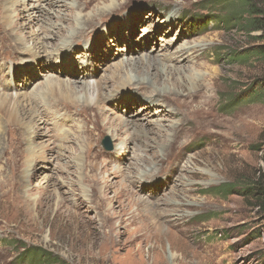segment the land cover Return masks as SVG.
Returning <instances> with one entry per match:
<instances>
[{
	"label": "rangeland",
	"instance_id": "rangeland-1",
	"mask_svg": "<svg viewBox=\"0 0 264 264\" xmlns=\"http://www.w3.org/2000/svg\"><path fill=\"white\" fill-rule=\"evenodd\" d=\"M49 1L38 2L45 7ZM62 1L71 3L70 6L83 3L82 0H75L76 3ZM205 1L209 0H101L97 7L82 12V15H79L80 6H76L70 10L75 18L70 21L81 19L83 15L112 2L118 3L111 13L93 21L91 29H87L89 25L76 28L74 34L77 38L69 47L59 39L44 38L47 30H43L39 35L45 43H50L47 50L53 49L54 53L57 50L60 56L70 52L74 63L69 71L80 73L72 75V71L65 73L58 70L60 59L53 53L52 62L48 59L47 67L36 76L30 75L25 84L19 79V65L31 56L22 52L20 55L14 46H23L16 43V36L6 30L5 33L6 26L0 19V93L13 95L14 98L21 95L25 99L23 102L29 105L27 108L40 110L43 120L39 131L47 135L38 138L36 143L55 149L54 155L59 151L65 153L62 158L58 155L51 162L39 161L37 167L43 165L46 170L38 171L36 176L27 180L24 175L32 166L29 167L28 154L20 158L18 154L21 151L18 153L19 149L15 151L12 148L16 139L14 130L9 128L6 137L1 140L5 148L0 150V264H264V214L257 207L255 196H247L243 190L249 181H255L257 173L263 168L264 88L259 84L264 76V62L258 57L240 60L239 57L254 45L239 27L228 28L222 20L223 27H212L210 24L206 30L198 29V19L203 18L201 15H209V12L200 10L207 5ZM257 1L262 2L264 8V0ZM31 3L37 4L26 1V4ZM157 3L165 5L161 10L170 11L172 7L173 10L171 13L161 12ZM213 10L218 11V8ZM53 21H56L58 29L61 24L71 23L62 20V17H55ZM37 29L35 25L27 30L32 34L36 31L37 35ZM66 29L63 28L60 34L65 32L66 41H70L74 34L67 36ZM25 36L33 41L31 34ZM17 38H20L19 35ZM130 39L133 43L129 44ZM89 45L91 49L87 51ZM181 46H195L196 58L174 68L167 58ZM108 52L109 56L101 63L93 62L95 60L90 57L93 53L103 56ZM113 52L116 55L111 56ZM48 53H43L45 59L50 56ZM144 55H150L161 63L166 62L169 66L166 71L171 78L169 81L164 78L159 82L151 81L150 93L155 90L165 92L168 95L165 98L178 110L189 107L184 111L189 118L184 120L189 121L184 124L186 128L180 129L186 130L187 134L184 137L179 134L180 131L176 132L177 137L183 140L174 142L166 157H158L159 146L165 142L161 141L159 129L167 130L175 123L174 115L165 112L162 105L144 110L150 99H142V92L136 83L123 89L124 97L132 99L128 107L116 105V100L121 98L118 95L114 97L115 105L104 101L109 113L103 116V120L97 110L84 108L87 88L84 86L86 80L82 79L84 68H94L89 72L97 82L103 76H110L120 62L128 64L127 69L131 73L133 61H138L141 65L135 72L140 79L137 84L146 83L142 80L146 74ZM192 72L207 74L196 84V88L185 80L175 83L178 75ZM15 76L19 87L1 84L4 81L5 84L10 83ZM56 76L61 79L72 76L80 82L76 86L80 91L71 95L77 100L79 108L71 102L66 103L67 107L59 108L58 101H54L53 97L48 102L33 100L32 104L27 100L38 88L44 94L41 85L48 80L58 81ZM113 85L109 89L115 91ZM180 92L189 96L180 95ZM193 97L195 99H191ZM160 108L162 112H159ZM0 115L3 116L1 112ZM96 115L98 121L95 125L91 120ZM127 117L153 130L150 137L155 138L153 142H160L159 145L150 143L142 147L143 154L150 157L138 166L134 165L137 151L132 144L121 159L113 155L123 139L131 138L133 132L122 135L119 132L122 138L115 139L107 130L119 127L122 119ZM86 119L90 120L88 125ZM190 119H194V123ZM83 124L89 127L90 134L77 128ZM58 129H62L61 133ZM61 135L80 136L83 146L79 149L75 143H62L57 139ZM52 139L57 140L56 143ZM186 139V144L180 147ZM105 143L109 144L108 148ZM56 144L61 147L54 148ZM23 147L28 150L27 141ZM73 150L83 155L92 151L91 162L100 172L90 167V163L81 161L84 166L76 173L79 165L74 163V158L71 160V155L75 157L71 152ZM47 153L50 156L51 153ZM172 161L178 168L173 173L176 179L166 182L165 188L154 190V187L145 188L142 183L137 187L129 184L128 172L134 174L131 176L133 183L140 167L156 162L159 171ZM123 169L125 174L115 173ZM154 172L149 182L166 180L165 174ZM48 176H53L55 180L46 182ZM77 182H81L86 192L72 191L78 189ZM76 199L85 202L81 211ZM164 201L169 202L165 211L156 208L149 218L144 212L142 217L139 215L141 203L142 207L148 204L161 207L165 205ZM170 251L178 255L171 259L167 255ZM31 252L34 257L29 259Z\"/></svg>",
	"mask_w": 264,
	"mask_h": 264
},
{
	"label": "bare ground",
	"instance_id": "bare-ground-1",
	"mask_svg": "<svg viewBox=\"0 0 264 264\" xmlns=\"http://www.w3.org/2000/svg\"><path fill=\"white\" fill-rule=\"evenodd\" d=\"M26 1L37 2V4L36 3L26 4ZM38 1L39 0H0V19L3 21L4 25L6 26L4 31L6 30L8 34L13 35L14 37L16 36V38H15L16 43L23 46V47H20V46H17L16 44L14 46L18 49V51H20V55L22 52L24 54L27 53L29 56H31L27 60H24L25 62L23 64L19 65V67H21V72H19V79H21L22 80L21 82H23L24 84L29 81L28 77L30 75L36 76V74H39V72L42 71L44 69V67H47L46 61L48 59H49V62H52V59H51L52 56L51 55H53L54 50L53 49H52V51L47 50V48L50 46V43H45L44 38L49 36L48 38L51 40L59 39V42L63 43V45L65 44V45H67V47H69L70 44H72L73 41H75L77 38L75 36L76 33L74 34L76 28H79L82 25H85V26L89 25V27H87V29H91L93 21L97 20L102 15L111 13L112 10L118 6L117 2H112L111 4H109L105 7H102L95 12H91V14L83 15V18H81V19H78L76 21H74V20L70 21L71 19H75L73 17V13L70 11L72 8H74L76 6H80L79 9L81 12L79 13V15H82V12L87 11L92 7H95V6L97 7V4L101 0H82L83 1L82 4L79 5V3H77V4H73L72 6H70L71 3L65 4L66 1L64 3H62L63 2L62 0H51L46 4L45 7H43V5H41ZM72 1L74 3L77 2V1L75 2V0H72ZM105 1H107V0H103V2H105ZM19 6H21V8H19ZM54 7H57V8H54ZM61 7H64L66 9L62 10ZM55 17H58V18L62 17V20L64 19L67 21V23H68V21L71 23L65 24L66 26L64 24H61V26H59V29H58V28H56L57 27L56 21L55 22L53 21V19ZM172 19L175 20L174 18H172ZM72 23H74V25H72ZM35 25L38 26L37 35H36V31H35V34H32V33H30L31 31L29 32L27 30V29H30L32 27L34 28ZM63 28H65V29L67 28L66 29V32H67L66 34H68L67 36L74 34L71 37L70 41H66L65 32H62L60 34V31H63ZM84 29L85 28L82 29V31H81L82 33H83ZM43 30H47L45 35H44V38L41 37V35H39L43 32ZM55 30H56V32H55ZM6 31H5V33H6ZM25 34H31L30 39H32L33 41L32 42L29 41V38L26 37ZM18 35L20 38H17ZM51 36H52V38H51ZM114 38L116 40H118V37H114ZM130 43H133L131 39L129 41V44ZM64 47H66V46H64ZM90 49H91V46L89 45L87 47V51ZM131 49L132 48L130 47V50ZM195 49H196L195 46L194 47L181 46V47L177 48V51L173 55L169 56L167 58V60L173 64L174 68H176V65L178 67L185 65L186 61L191 62L194 58H196V54L194 52ZM65 50H66V48L62 49V51H65ZM45 51L49 52L48 55H50L46 59H45V56L43 55V53ZM56 51L57 50H55L54 57H56V58L58 57L57 59H60V61H58V64H59L58 67H60L58 70H62L65 73H67V71L68 72L72 71V73H71L72 75L75 73H80L77 71L75 72L73 70L69 71L70 67L74 63L73 58H70V56H69L70 52L68 53V55H65V56L61 55L60 56L59 54L57 55ZM90 54H91V52L89 53V55ZM114 55H116L114 52L111 53V56H114ZM108 56H109V52L107 54H103V56L101 55V53H99L97 55L93 53L92 56H90V57H92L93 60H95V61H93V60H91V61H93L95 63L96 62L101 63L103 61V59H105ZM99 58H100V60H99ZM143 58H144L143 59V62H144L143 68L146 70V74H144V77L142 78V80L145 81L146 83L142 82V83L137 84L140 81V79H138V76H136L135 72H138L139 65H141V62H138V61H133L134 64L131 65L132 66L131 67V73L128 72V69H127L128 64H125L124 62H120L119 64H116L117 68H116V70L111 72L112 74L110 76H103L104 78H102L101 80H99L97 82H95L92 79L93 75L90 74V72H89L90 70L89 71L88 70L83 71L82 79L86 80V82H84L85 83L84 86H87L86 92H85V101H84V102H86L85 103L86 105L84 108L87 110H97V112H99V115H101V118L103 120L104 119L103 116L106 115V113H109L108 112L109 110L103 104V103H106L104 101L108 100L109 103H112L113 105H115L114 104V97L116 95H118L121 98H118L116 100V105H119V107L121 105L128 107L130 105L129 103H131L130 100H132V99L125 98L124 94L122 92H123L124 88L130 87L132 84L136 83V87L138 89H140V91L142 92V99H144V98L150 99L147 102L148 104H146L144 110L148 107L162 105L165 112L168 111L169 113H172L174 115V120H176L175 123H172L169 127H167L166 128L167 130H163L162 127H160V129H159L160 132L162 133L161 141L163 140V142L164 141L165 142L161 143V145L159 146V148H161V150H159V153H158L159 156L158 157H160L162 155H165L164 157H166L168 155L169 151L171 150L172 146L174 145V142L176 143V141L180 142L181 140H183V139H179L180 136L177 137L176 132L178 133L181 128H186V127H184V124L187 123L189 120L185 121L184 119L185 118L189 119V118L186 116L184 111L187 110L189 107H186L187 109H185V110H178L177 107L174 106L170 100L165 98L168 96L167 94H165V92H161V91L159 92V91L155 90L153 93H150V90H151L150 86L153 85L151 83L156 82V81L159 82V81L164 80V79L169 81L171 79L169 73L166 71L167 67H169V66L167 65L166 62H164V63L158 62V60H156L155 58H152L150 55H144ZM57 59H55L54 61H56ZM94 65H96V64H94ZM178 67H177V69H178ZM153 69H155V72H151V70H153ZM25 70H27V71L25 72ZM206 75H207L206 73L197 75L195 72H192L190 74H184L181 76L178 75L179 78H177V81H175V83L178 84L179 80L182 82L185 80L186 82L192 83L193 88H196V84L198 82L204 80L206 78ZM32 78H34V77H32ZM56 78H58V81H56V80L55 81L54 80L49 81L48 80L47 82H45L41 85L44 89L43 90L44 94H41L38 91V89H39L38 88L36 91H33L29 95L31 99H29V98L27 99L28 96H26V99L28 101H30L32 104L33 100L36 102H38L40 100H47V102H48L50 99H52L51 97H53V98H55L54 101H56V102L58 101L57 107H59V108L67 107L66 103L69 104L70 102L74 103V106L79 105V104H77V100L75 98H73L71 95H72V93L78 92L79 89L76 86H77V83L79 84L80 82L72 76H70V77L68 76L66 79H61V78H59V76L58 77L56 76ZM15 79H16V76H15V78H12V81L10 83L5 84V81H4L1 84H3V86L11 85V87H14L17 85V87H19L20 84H17L16 83L17 80L15 81ZM37 80H39V79H37ZM112 84H114L113 88L115 91L110 90ZM108 89L110 90V92L107 93ZM162 93H164V94H162ZM179 94L183 95V96H189L188 93L184 94V93L180 92ZM161 95H163L164 97ZM193 95H196V94H193ZM20 96L17 98H14L13 95H11V96L2 95L0 93V112L3 115L2 117H0V150L5 148V146L2 145L1 140L6 137L7 130L9 128H12L14 130V133H15L14 137L16 138V139H14V144H13L12 148L15 149V151H16V149H19L18 153L21 151V153L18 154V156L20 158H22L23 155L25 156L26 154H28V158L30 160L29 167L31 168V166H32V168L29 169V171L26 173V176L24 175V178L29 180V178L36 176L38 171L43 170V169L46 170V168H43V167H45L43 165L37 167V164L39 161L40 162L44 161L45 163L51 162L58 155H61V158H62L63 155H65V153H64V151H59V152H56L57 155H54L53 152L55 149L46 148L45 147L46 145L43 143H40V144L36 143V140L38 138H40L43 135L44 136L47 135V134L40 133V131H39L41 129L40 124H41V119L43 120V116H42L40 110H35L34 107L33 108H27V107H29V105L26 104L25 102H23V101H25V99L23 97H20ZM191 99H195V98L193 97ZM134 100H137V99H134ZM161 101H164V103H161ZM62 102H65V103H63L64 105L62 104ZM34 105H36V104H34ZM43 108L45 109L44 106H43ZM76 108H79V107L77 106ZM67 111L70 112L71 110L67 108ZM159 112H162V108L159 109ZM78 115L82 116L80 114H78ZM83 115H85V114L83 113ZM97 116L98 115H96L94 117V119L91 120L94 122L95 125L98 121ZM73 118H75V117H73ZM177 118H178V120H177ZM190 120H193L192 123H194V119H190ZM136 122L137 121H135L134 118L128 119V117H127V118L122 119V121L119 123V127L116 126L113 129L110 128L111 130L110 129H107V130H109L112 133V136H114L115 139L122 138V136L121 137L119 136V132L121 133V135L126 134L129 131L133 132L132 133L133 135H131L132 136L131 138L123 139L124 142L121 143V145H118V148L115 150V152H113V155H115L117 159H121L122 157H124L127 154L128 149L130 148L129 145L132 144L134 146L135 150L137 151V153L134 155V160H135L134 165L138 166L139 164L141 165L142 161H146V160H148V157H150V156L143 154L142 147L147 146L150 143H153V146L159 145L160 142L159 141L157 143L153 142L155 140V138L153 139L152 137H150V132H153V130L146 129V127H145L146 125L141 124V122H140V124H138ZM89 123H90V120L86 119V125H88ZM23 128L25 129L24 131H23ZM77 128L78 129L81 128V129H83V132L84 131L89 132L88 134H90L91 130L89 129V127L86 128V126L84 124H83V126L80 125ZM57 131H58V133H61L62 129H58ZM162 131H164V133ZM179 134H182L185 137L187 132H186V130H181L179 132ZM58 135H60V134H58ZM79 137L80 136L74 137V136H62L61 135L60 137L57 136V139L60 140L62 143H64V142L75 143V144H77V146L80 149L83 146L82 145L83 143L80 141V140H82V137L81 138H79ZM41 138H44V137H41ZM52 140H53L52 141L53 143H56V141H57L55 139H52ZM26 141L28 144V150L23 149L24 148L23 147L24 142H26ZM186 142H187V139L182 143V145L180 147L184 146L186 144ZM61 145H57V146L54 145V148L61 147ZM85 146L86 145H84V147ZM45 150L47 152L51 153L50 156H48V153L46 154ZM42 151H43V153H42ZM140 151L142 153H138ZM71 152H72V154L75 155V157H72V155H71V160L74 158V163L79 165L78 167H76V173H78V171L82 170L85 162L90 163L91 164L90 167H93L95 170H97V172H100V169L98 167H96V165H94L93 162H91L93 160V156H94V153H91L92 151H90V152L86 151L87 153H85V155L78 154L77 153L78 151L75 152L74 150ZM86 154H89V156H87ZM179 154H181V153H179ZM65 158H67V156H65ZM72 161H69V162L73 163ZM81 161L84 163H82ZM174 162L175 161H172L171 163H167V165H165V167H163V170L160 169L159 171H158V169H156V166L158 164L156 162L148 164L145 168L140 167L138 169V174L136 176V179H134L135 181L133 183H132V177L131 176L134 174L130 171L127 173L129 184L131 186L134 185V187H137V185L142 183V184H145V186H144L145 188H149V189L152 188L153 189V187H154V190H158V188L161 190V189L166 187L165 186L166 182L174 181L176 179V177L174 176L173 173H175L178 170V168L175 167V165L173 164ZM71 167H73V165H71ZM127 168L130 169L129 166ZM143 169H145V170H143ZM154 171H156V172L158 171L157 173H159V174H165L166 180H164V182L159 181L156 183L149 182V180L151 178H153L152 176H154V173H155ZM115 173L119 175L120 173L125 174L126 172H125V169H123V170H118ZM138 178L139 179L141 178L140 181L139 180L137 181ZM46 179H47L46 182H48L50 180H55L53 176H48V177H46ZM73 185H75L74 181H73ZM160 185H162L163 187H160ZM77 186H78V189H72V191L76 192L77 190H80V194H82L83 191L86 192V189L81 184V182H77ZM82 189H84V190H82ZM76 200H77V207L81 211V209H82L81 207H82V205H84L85 202L81 201L80 199H76ZM143 200L147 201L145 198H143ZM164 203H165V205H163L161 207L159 205H156L157 207H155L152 204H150V205L148 204L147 206L142 207V203H141L140 204L141 208H139V215L142 217L141 213L144 212L146 214V218H149V216L153 214V211L156 208L158 209V211L160 209L165 211L166 208L168 207L167 203H169V202L164 201ZM163 217L166 218L168 216H163ZM167 255H169V257L171 259H173L178 254L173 252V251H170V254L167 253Z\"/></svg>",
	"mask_w": 264,
	"mask_h": 264
},
{
	"label": "trees",
	"instance_id": "trees-1",
	"mask_svg": "<svg viewBox=\"0 0 264 264\" xmlns=\"http://www.w3.org/2000/svg\"><path fill=\"white\" fill-rule=\"evenodd\" d=\"M207 4L211 5L212 9L214 7L218 8V11L214 10L215 20L218 24H221L220 22L224 20L222 22H224L228 28L233 26L239 27L245 32L250 42L254 45L251 49H248L239 57L240 60L248 61L252 57H258L262 62H264L263 3L257 0H209ZM258 32L260 34L254 35V33ZM259 85L264 88V76ZM261 142L264 144V132L261 133ZM262 160V170L257 173V176L254 179L255 181H249L248 185L243 187V190L247 196H255L257 207L260 212L264 214V156ZM226 187L227 189L230 188L229 185ZM32 256L34 257L31 252V254L28 255L29 259L32 258ZM39 256L41 255H38V257Z\"/></svg>",
	"mask_w": 264,
	"mask_h": 264
},
{
	"label": "clouds",
	"instance_id": "clouds-1",
	"mask_svg": "<svg viewBox=\"0 0 264 264\" xmlns=\"http://www.w3.org/2000/svg\"><path fill=\"white\" fill-rule=\"evenodd\" d=\"M205 3V5L207 4V2L205 1L204 2ZM157 5H158V9H160L161 7H163V6H165L164 4L162 5V3H157ZM166 6H171V5H166ZM210 6L211 5H206V6H204V7H202V8H200V10H202V12H204V13H206V12H209V15H201V16H203V18H200V19H198V23H199V30H206L207 29V27L211 24L212 25V27H223V25L222 24H218L217 22H216V20H215V12H214V10L211 8L210 9ZM172 7V6H171ZM161 10V9H160ZM173 10V7H172V9L170 10V11H165V10H161V12H163V11H165V12H169V13H171V11ZM211 13V14H210ZM188 17V16H187ZM213 54H215L214 52H212ZM110 142V141H109Z\"/></svg>",
	"mask_w": 264,
	"mask_h": 264
}]
</instances>
